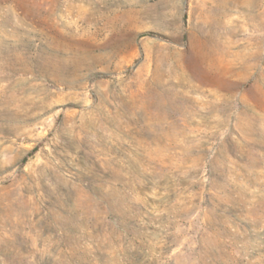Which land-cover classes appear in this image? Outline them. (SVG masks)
<instances>
[{
	"label": "rangeland",
	"instance_id": "rangeland-1",
	"mask_svg": "<svg viewBox=\"0 0 264 264\" xmlns=\"http://www.w3.org/2000/svg\"><path fill=\"white\" fill-rule=\"evenodd\" d=\"M0 264H264V0H0Z\"/></svg>",
	"mask_w": 264,
	"mask_h": 264
}]
</instances>
